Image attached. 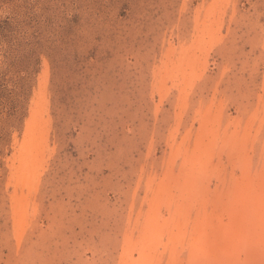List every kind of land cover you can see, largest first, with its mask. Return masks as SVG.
<instances>
[{
    "label": "rangeland",
    "instance_id": "rangeland-1",
    "mask_svg": "<svg viewBox=\"0 0 264 264\" xmlns=\"http://www.w3.org/2000/svg\"><path fill=\"white\" fill-rule=\"evenodd\" d=\"M0 264H264V0H0Z\"/></svg>",
    "mask_w": 264,
    "mask_h": 264
}]
</instances>
